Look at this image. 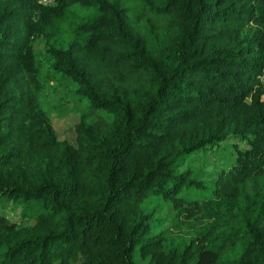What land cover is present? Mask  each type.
Returning <instances> with one entry per match:
<instances>
[{
	"label": "trees",
	"instance_id": "obj_1",
	"mask_svg": "<svg viewBox=\"0 0 264 264\" xmlns=\"http://www.w3.org/2000/svg\"><path fill=\"white\" fill-rule=\"evenodd\" d=\"M263 66L264 0H0V264H264ZM63 82L107 115L75 145Z\"/></svg>",
	"mask_w": 264,
	"mask_h": 264
},
{
	"label": "rangeland",
	"instance_id": "obj_2",
	"mask_svg": "<svg viewBox=\"0 0 264 264\" xmlns=\"http://www.w3.org/2000/svg\"><path fill=\"white\" fill-rule=\"evenodd\" d=\"M35 49L40 56L42 70L45 74L46 64L43 61V45L36 42ZM43 88L41 97L43 108L48 113L57 138L61 141L75 145L74 126L80 119L84 118L86 121H92L96 117L107 116L103 111H96L94 114L86 112L87 101L75 94L76 85L73 83H49L44 84ZM243 144L239 143V147L245 148ZM212 152L207 151V153H199L191 157L182 170L189 167L196 173V176L201 175L202 179H214L213 172L217 171L216 167H224L232 162L230 157L232 150L222 144L219 149L216 148L214 153ZM21 210L20 205L10 203L4 209H0V212L11 222L21 223ZM164 216L165 214H163Z\"/></svg>",
	"mask_w": 264,
	"mask_h": 264
},
{
	"label": "built area",
	"instance_id": "obj_3",
	"mask_svg": "<svg viewBox=\"0 0 264 264\" xmlns=\"http://www.w3.org/2000/svg\"><path fill=\"white\" fill-rule=\"evenodd\" d=\"M37 2L39 5L43 7H51V6H55L56 4V0H37ZM258 80L261 86L264 88V66L261 70L260 75L258 76ZM263 100H264V96H263Z\"/></svg>",
	"mask_w": 264,
	"mask_h": 264
}]
</instances>
